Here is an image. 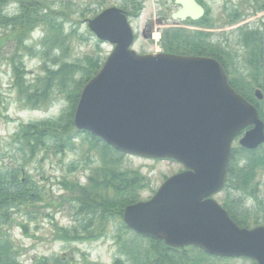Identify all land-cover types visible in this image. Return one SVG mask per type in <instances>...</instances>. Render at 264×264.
I'll return each instance as SVG.
<instances>
[{"label":"water","instance_id":"obj_1","mask_svg":"<svg viewBox=\"0 0 264 264\" xmlns=\"http://www.w3.org/2000/svg\"><path fill=\"white\" fill-rule=\"evenodd\" d=\"M174 20L200 18L196 0H175ZM90 30L114 46L83 87L74 115L87 131L116 150L147 159L177 161L184 170L167 178L148 200L127 205L126 226L172 248L197 246L207 254L264 264V225L241 227L215 198L224 189L236 136L240 145L264 143L258 108L229 83L211 57L138 53L126 12L112 6L88 20ZM264 59V26H263ZM256 98H264L261 90Z\"/></svg>","mask_w":264,"mask_h":264},{"label":"rangeland","instance_id":"obj_2","mask_svg":"<svg viewBox=\"0 0 264 264\" xmlns=\"http://www.w3.org/2000/svg\"><path fill=\"white\" fill-rule=\"evenodd\" d=\"M46 1L54 11L63 10L67 14V20L64 19L63 24L64 34L68 37L62 45L63 50L61 47H51L41 53L42 49L37 45L45 38L47 31H43L44 27L39 26L31 32L24 43V47L27 46L26 51L23 47L17 51L15 49L17 46L9 41L6 42L3 51H0V169L15 162H23L22 153L16 144L17 133L22 125L57 119L65 114L70 106L62 87L59 91L53 90L49 103L36 108L26 105L21 100L15 85L13 62L15 61L17 65L22 64L26 80L34 81L45 75L43 64L52 63L56 58H61V61H66L68 64L79 62L83 65L88 55H100L106 60L114 46L110 43H98L99 39L88 27V20L108 7L117 6L121 9L133 7L131 0ZM46 1L41 0V3ZM134 1L143 6L141 15L131 20L134 32L139 38L134 48L139 53H150L155 48V40L148 41L142 34V29L147 22L162 18L166 13L175 11L176 7L171 0ZM206 1L213 18L216 19L219 14L218 8L225 1ZM165 3L168 4L167 7ZM1 8L10 19L21 12V0H6ZM156 27L155 36L166 28L163 25ZM2 31L10 34L11 28L0 26V32ZM81 74V71H75L73 78L78 80ZM71 84L72 81L69 86ZM260 102L264 110V98ZM239 139L237 138L232 145L236 159L233 166L244 168L246 161L240 156L244 151ZM253 154L264 156V145ZM99 165L98 150L96 151L88 138L82 136L63 154H56L52 150L43 151L25 166L26 171L38 182L37 185L42 190L41 200L28 204L27 207L22 206L13 212L10 221L0 225V241L3 244L9 243L12 247L10 252L18 264H43L45 262H42V259L54 262L53 259L58 257L64 258L68 264H132L134 257L138 261L140 258L143 259L139 258L142 253L133 240L137 241L142 252L147 248L151 251V242L147 239H137L135 233L125 228L123 220L120 219H110L108 224L102 225L106 226V234L96 235L101 226L100 221L97 219L92 225L89 222L92 223L97 216L91 217L87 212H81L79 210L81 202L75 199V194L61 186V181L66 180L76 182L81 187L85 186L91 171ZM120 168L124 171L139 170L146 178L147 186L139 195L140 199L146 200L154 195L168 177L183 171L184 166L173 160L146 159L128 155ZM253 187L256 188V192L253 191ZM215 198L222 205L228 203L240 218H247L251 228L264 225V166L257 170L256 177L246 193L230 187ZM64 236L66 238H63ZM153 252L151 254H154ZM186 253L184 251L178 254L171 253L174 263L192 264L193 259L202 257L205 260L202 264H253L252 260L247 258L226 260L209 258L195 248H188Z\"/></svg>","mask_w":264,"mask_h":264},{"label":"trees","instance_id":"obj_3","mask_svg":"<svg viewBox=\"0 0 264 264\" xmlns=\"http://www.w3.org/2000/svg\"><path fill=\"white\" fill-rule=\"evenodd\" d=\"M5 1L0 0V26H10L11 31L10 34L6 31L0 32V51H3L8 41L17 46L15 47L17 51L22 47L26 51L25 47L27 46L24 47V43H26L31 32L39 26H43V29H45L43 31H47L45 38L37 45L42 49L40 52L43 53L51 47H61L63 50L62 45L68 37L64 34L63 24V20H67L66 12L63 10L54 11L46 0H44L46 1L44 3H41V0H21V12L9 19L1 8ZM253 1L257 5V10L264 8V0H251V2ZM131 2L133 4L132 13L137 17L142 12L143 6L138 4L137 1L131 0ZM98 43L101 44L100 41ZM162 45L165 52L181 53L179 30L177 28H165L162 31ZM65 62L61 61V58H56L52 63L46 62L43 64L45 75L36 78L34 81L26 80L22 64L17 65L15 61L13 62L15 85L21 100L26 105L33 108L43 106L51 101L53 90L57 89L59 91L62 87L69 99L70 106L68 111L57 119L21 126L17 133L18 142L16 144H18V150L22 153L23 162H15L11 166L0 169V225L10 221L13 212L19 210L22 206L26 205L25 207H27L28 204L31 205L41 200L42 190L38 187V182L26 171L25 166L43 151L49 152L52 150L56 154H63L65 150L71 149L80 137L85 136L96 151L98 150L100 165L94 171H91L85 186L81 187L78 183L67 182V180L61 181V186L75 194V199L79 203L81 202L79 208L81 212H87L91 217L97 216L92 223L91 221L89 223L92 225L97 219L100 221L101 226L99 231L96 232V235L100 236L106 234V226L102 225L108 224L110 219L113 218L123 220L125 207L142 200L139 195L140 191L147 186L146 178L140 174L139 170L124 171L120 168V165L124 163L125 158L128 156L127 154L116 150L104 140L87 131L77 130L74 125L75 110L81 91L85 84L100 70L104 59L100 55H88L85 65L79 64V62H75V64ZM75 71L82 72L81 78L78 80L73 78ZM70 81H72V84L69 86ZM231 84L235 85V82H231ZM241 94L243 93L241 92ZM243 96L257 106L261 118L264 119L262 102L257 101L254 96ZM243 151L244 153L240 156L241 159L243 158L246 161L244 168L233 166L236 159L232 154V163L225 189L232 187V189L242 190L243 193H246L256 177L257 170L264 166V156L254 155L255 150L243 148ZM253 191L256 192L255 187H253ZM223 207L240 226L250 228L247 218L237 216L235 210L228 203H224ZM124 227L127 228L125 224ZM88 234L90 235L89 232ZM82 237L88 238L86 236ZM135 237L149 240L151 251L147 248L145 252H142L137 241L133 240V243L138 245L139 252L142 253L139 258L142 257L143 259L140 258V261H138L134 257L132 264H160L161 258L154 247L155 240L139 236L136 233ZM11 248L9 243L3 244L0 241V264H18V261L12 256V252H10ZM188 248L199 249L204 256L209 258L227 259L211 256L196 246L172 248L165 243H161L160 249L165 256L164 264L174 263V257L171 256V253L178 254L180 251H184L187 254ZM152 252L154 254H151ZM53 260L54 262H50L42 259V262H45L43 264H68L64 258L58 257ZM204 261V258L197 257L192 260V264H202ZM252 262L257 264L254 260Z\"/></svg>","mask_w":264,"mask_h":264},{"label":"flooded vegetation","instance_id":"obj_4","mask_svg":"<svg viewBox=\"0 0 264 264\" xmlns=\"http://www.w3.org/2000/svg\"><path fill=\"white\" fill-rule=\"evenodd\" d=\"M196 1L204 9L202 17L174 20V11H170L162 18L147 22L142 34L150 41L158 25L177 28L181 45V53L177 54L217 59L224 67L229 83L235 82L231 86L239 93L256 96L257 91L261 90L264 96V8L257 10L256 3L251 0H221L225 3L218 8L219 14L214 19L207 1ZM171 2L176 10L182 8L175 0ZM165 4L167 7L168 4ZM122 9L130 21L138 18L133 15L132 7ZM138 39L136 36L135 43ZM249 129L251 127L244 133ZM243 135L237 138L241 139Z\"/></svg>","mask_w":264,"mask_h":264},{"label":"built area","instance_id":"obj_5","mask_svg":"<svg viewBox=\"0 0 264 264\" xmlns=\"http://www.w3.org/2000/svg\"><path fill=\"white\" fill-rule=\"evenodd\" d=\"M158 36H159V35H158ZM158 36L156 37V39H157L156 41H159V37H158ZM157 44H158V43H157ZM157 50H160V49L158 48V45H157Z\"/></svg>","mask_w":264,"mask_h":264}]
</instances>
